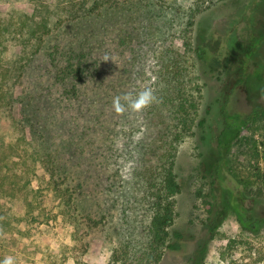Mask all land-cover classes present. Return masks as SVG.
<instances>
[{
	"label": "rangeland",
	"instance_id": "obj_1",
	"mask_svg": "<svg viewBox=\"0 0 264 264\" xmlns=\"http://www.w3.org/2000/svg\"><path fill=\"white\" fill-rule=\"evenodd\" d=\"M90 1L0 0V166L11 187L0 208L17 217L0 229V261L148 264L170 158L181 190L169 229L184 236L158 264H188L204 245L202 264H264V222L243 229L233 212L237 201L264 219V116L231 139L227 128L264 108V0H111L69 19ZM81 55L87 72L63 83ZM145 88L157 102L114 111L115 96ZM210 191L213 232L200 196Z\"/></svg>",
	"mask_w": 264,
	"mask_h": 264
},
{
	"label": "trees",
	"instance_id": "obj_2",
	"mask_svg": "<svg viewBox=\"0 0 264 264\" xmlns=\"http://www.w3.org/2000/svg\"><path fill=\"white\" fill-rule=\"evenodd\" d=\"M108 3L110 4L111 0H91L88 7H85L83 2L78 8L75 7L72 8L69 11L70 13L68 17L69 19L77 18L82 13L92 12L94 10L103 7ZM22 16L25 15L23 14ZM27 16L28 15H26V17ZM44 26L46 27L47 25L44 23ZM49 31L50 29L47 27L44 29L43 32L49 33ZM27 32L31 33V30L30 31L28 30ZM38 36H40V34H38ZM72 50H76V49L72 48ZM198 52L200 57H204L203 50ZM77 55H80L79 52H75L71 56H77ZM80 57H81L80 60L82 62L79 66L81 67H76L75 70H72V68L70 67L68 70L63 69V71L60 73L59 76L62 78L63 83L64 82L68 83L69 79H72V76L77 75V73L79 72L80 73L83 72L82 75L84 74V71L86 70V67L90 63V60L87 58H82L84 57V55L83 56L81 55ZM2 81H3V75L0 73V100L3 98V95L5 93V91H3V87L1 84ZM71 88L77 90V88L74 87V85H71ZM30 103L31 102H29V104ZM33 103L34 104L31 105L34 107L38 104L37 100ZM256 116L257 117L264 116V108H262L261 105L254 106L252 110L249 113H247L245 118L243 119L238 114L232 115L229 118L228 127H227L229 129V139L237 136L240 133L241 129L248 123V121ZM200 124L201 125L203 124V119L200 120ZM34 136L39 146V142H38L39 137L37 136V133H34ZM4 154H5L4 150L0 152V161L4 160ZM46 156H48L47 160L51 162V159L49 158L51 154L48 152ZM172 166H173V161L172 159L169 158L167 163L163 165L164 176L162 179L161 187L156 192V196H155L154 213L148 225V237H147V250H148L147 258L149 257L147 260L148 264H158V262L161 260L163 256V248L176 251L179 250L182 245V240L184 236L183 233L179 230L170 231L169 229V227L173 224V220H174L173 200L171 199V197L181 190L180 183L176 180V176L173 172ZM5 175L6 174L2 172V167L0 166V189L5 190V192H8L6 191V188L9 187L3 185L4 184L3 180L5 178ZM201 195L205 197L203 198V200L207 206V211L210 214L208 229L209 231L213 232L216 229V224H215V212L213 210L214 198L212 196V191H210L209 193L200 192V196ZM233 212L235 213L236 218L243 229L255 231L257 230L259 225L262 222H264V219L249 214L246 211V209L237 201L233 205ZM15 219H17V217L13 213L9 212L7 209L0 208V229L11 228L13 226V220ZM205 250H206V245L203 246V248L196 254L195 257L191 259V261L188 264H202L203 253L205 252Z\"/></svg>",
	"mask_w": 264,
	"mask_h": 264
},
{
	"label": "clouds",
	"instance_id": "obj_3",
	"mask_svg": "<svg viewBox=\"0 0 264 264\" xmlns=\"http://www.w3.org/2000/svg\"><path fill=\"white\" fill-rule=\"evenodd\" d=\"M110 57H105L107 61ZM157 102V97L151 88H145L139 93L133 95L126 93L123 95H117L113 98V109L118 114H123L128 111L141 112L144 109L150 107L153 103ZM0 264H16L14 257H5Z\"/></svg>",
	"mask_w": 264,
	"mask_h": 264
}]
</instances>
